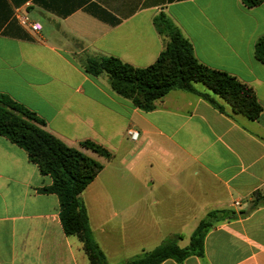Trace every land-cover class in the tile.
<instances>
[{
    "label": "crops",
    "instance_id": "0c3cea01",
    "mask_svg": "<svg viewBox=\"0 0 264 264\" xmlns=\"http://www.w3.org/2000/svg\"><path fill=\"white\" fill-rule=\"evenodd\" d=\"M160 12L200 63L254 91L259 117L229 116L180 89L142 111L74 56L72 43L134 67L151 65L163 48L153 25ZM262 35L264 0L253 7L241 0H0V93L102 164L80 199L108 264L173 235L187 246L207 212L221 209L232 214L209 228L202 256L159 264H264V204L248 210L253 192L264 190V63L254 54ZM129 130L138 132L135 140ZM84 140L111 157L81 147ZM51 182L0 135V264H90L82 241L62 229L57 195L41 191Z\"/></svg>",
    "mask_w": 264,
    "mask_h": 264
},
{
    "label": "trees",
    "instance_id": "16d2710c",
    "mask_svg": "<svg viewBox=\"0 0 264 264\" xmlns=\"http://www.w3.org/2000/svg\"><path fill=\"white\" fill-rule=\"evenodd\" d=\"M241 1L246 7H253L262 0ZM153 25L162 37L163 48L154 63L146 67H134L116 57L86 51L74 56L87 73L106 76L114 92L142 111L153 110L157 100L172 89H180L194 93L229 116L241 114L250 120L259 117L262 106L249 86L226 72L200 63L191 43L164 13L153 17ZM254 54L264 63V35L255 43ZM197 84L207 90L198 89ZM224 102L230 112L225 110ZM0 135L23 148L40 173L51 177V184L41 191L57 195L62 229L66 235H74L82 241L89 263L108 264L92 236L80 199V193L102 169V164L66 145L45 128L42 118L6 93H0ZM80 146L105 158L111 157L110 152L93 141H81ZM252 196L248 210L264 204V190H256ZM231 214L226 209L209 211L190 234L187 246H179L180 236L173 235L152 250L143 251L121 264H159L166 259L182 262L191 255L202 256L204 237L209 228Z\"/></svg>",
    "mask_w": 264,
    "mask_h": 264
},
{
    "label": "built area",
    "instance_id": "2783aa9c",
    "mask_svg": "<svg viewBox=\"0 0 264 264\" xmlns=\"http://www.w3.org/2000/svg\"><path fill=\"white\" fill-rule=\"evenodd\" d=\"M18 20L22 25L33 32H38L41 28L39 23L30 20L26 15H19ZM128 134L132 140H135L138 136V132L135 130H129ZM235 205H239V202L236 201Z\"/></svg>",
    "mask_w": 264,
    "mask_h": 264
},
{
    "label": "rangeland",
    "instance_id": "374dc122",
    "mask_svg": "<svg viewBox=\"0 0 264 264\" xmlns=\"http://www.w3.org/2000/svg\"><path fill=\"white\" fill-rule=\"evenodd\" d=\"M72 47H73V50H74V54L81 53V52L85 51L82 47H79V45H77V44H73L72 43ZM196 87L198 89L202 90V91H206L207 90L203 85H200V84H197ZM219 101H222V100H219ZM224 104H225L226 111L230 112L228 104H226L225 102H224ZM234 115H241V114H233V116ZM134 256H136V255H134ZM134 256H132V257H134ZM132 257H130V258H132Z\"/></svg>",
    "mask_w": 264,
    "mask_h": 264
}]
</instances>
